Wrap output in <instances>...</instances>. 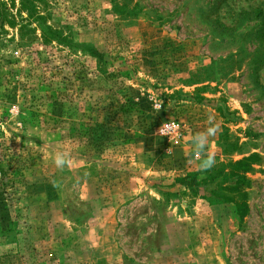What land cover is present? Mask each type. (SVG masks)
Here are the masks:
<instances>
[{"label": "rangeland", "instance_id": "rangeland-1", "mask_svg": "<svg viewBox=\"0 0 264 264\" xmlns=\"http://www.w3.org/2000/svg\"><path fill=\"white\" fill-rule=\"evenodd\" d=\"M40 3L66 43L0 24V264H264V0ZM251 154L244 217L177 182Z\"/></svg>", "mask_w": 264, "mask_h": 264}, {"label": "trees", "instance_id": "trees-1", "mask_svg": "<svg viewBox=\"0 0 264 264\" xmlns=\"http://www.w3.org/2000/svg\"><path fill=\"white\" fill-rule=\"evenodd\" d=\"M17 1V3H16ZM43 0H0V24L16 26V16L11 14L10 6H16L20 16V31H28L29 25L34 24L35 29L40 31L42 42L66 43L67 36L53 30L46 25L47 17L39 11L38 4ZM34 29V30H35ZM257 161V155L251 154L248 157L236 161L219 162L213 167L186 174L177 182L187 191L196 193L202 186L210 188V196L216 201L232 203L235 206L239 217L248 213L247 192L249 180L247 174L251 171L252 165Z\"/></svg>", "mask_w": 264, "mask_h": 264}, {"label": "clouds", "instance_id": "clouds-1", "mask_svg": "<svg viewBox=\"0 0 264 264\" xmlns=\"http://www.w3.org/2000/svg\"><path fill=\"white\" fill-rule=\"evenodd\" d=\"M217 131L216 127H209L205 132L198 133L197 135L193 136L192 142H193V148L194 150H203L207 139L209 136L214 135ZM65 158L63 156H57L55 159V163L58 167H62L65 164ZM215 164L214 157L209 155L207 159L202 161L200 164L201 170H206L211 167H213Z\"/></svg>", "mask_w": 264, "mask_h": 264}]
</instances>
